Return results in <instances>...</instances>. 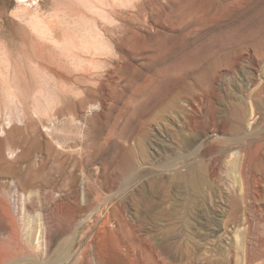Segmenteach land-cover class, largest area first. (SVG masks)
<instances>
[{"label": "rangeland", "instance_id": "obj_1", "mask_svg": "<svg viewBox=\"0 0 264 264\" xmlns=\"http://www.w3.org/2000/svg\"><path fill=\"white\" fill-rule=\"evenodd\" d=\"M0 264H264V0H0Z\"/></svg>", "mask_w": 264, "mask_h": 264}, {"label": "bare ground", "instance_id": "obj_2", "mask_svg": "<svg viewBox=\"0 0 264 264\" xmlns=\"http://www.w3.org/2000/svg\"><path fill=\"white\" fill-rule=\"evenodd\" d=\"M2 132L4 133V131H2ZM14 154H15L14 152L11 153L12 156H14ZM248 154H249V153H248ZM92 248H93V247H92ZM90 258H91V257H90ZM90 260H91V259H90ZM91 261H92V260H91Z\"/></svg>", "mask_w": 264, "mask_h": 264}]
</instances>
